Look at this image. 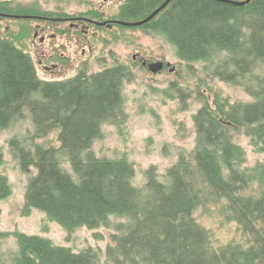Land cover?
<instances>
[{"label":"trees","instance_id":"1","mask_svg":"<svg viewBox=\"0 0 264 264\" xmlns=\"http://www.w3.org/2000/svg\"><path fill=\"white\" fill-rule=\"evenodd\" d=\"M165 1L127 0L119 19L142 20ZM141 27L163 32L181 60L203 62L209 75L241 87L252 101L230 104L216 97L210 104L205 99L194 116L197 140L189 158L168 170L167 182L148 170L145 186L138 188L132 163L99 158L92 151L102 125L124 116L127 68L115 65L43 80L30 55L0 37V134L28 112L31 140L57 132L59 152L73 172L61 167L53 147L26 148L11 139V152L29 176L26 208L43 212L68 232L97 229L111 216L126 218L125 232L111 237L107 264H264V194L256 199L241 194L248 180L232 167L236 148L231 140L232 132L244 129L264 146V0L242 6L172 0ZM8 194L1 178L0 199ZM212 197L222 200L224 214L248 237L245 247L211 248L210 235L194 214ZM18 241L17 257L8 264H95L92 250L73 252L39 236L20 235Z\"/></svg>","mask_w":264,"mask_h":264},{"label":"rangeland","instance_id":"2","mask_svg":"<svg viewBox=\"0 0 264 264\" xmlns=\"http://www.w3.org/2000/svg\"><path fill=\"white\" fill-rule=\"evenodd\" d=\"M126 1L0 0L4 7V11H0V37L29 54L38 77L43 80H65L82 70L91 74L115 65L127 68L128 74L122 84L124 116L117 123L102 125L101 136L94 142L92 151L99 158L126 159L132 163L135 169L133 185L143 188L148 170L155 171L160 181L167 182L168 170L180 158H189L197 140L194 116L205 99L210 104L216 97L234 104L251 102L252 98L241 87L209 75L203 62L189 65L181 60L177 49L163 32L141 26H92L84 44L78 42L69 23L62 24L58 30L51 28L47 35L51 31L57 34L53 47L57 48L58 56H63L64 70L55 74L45 72L37 65L39 56L35 51L40 47L38 39L34 42L33 38L36 22L9 17L66 14L71 17L101 15L100 18L104 19H119L120 8ZM100 5H103L101 12ZM63 31L67 34L61 35ZM144 60L148 65L161 62L164 66L160 72L153 73L148 65H143ZM33 130L29 114L25 112V119L0 134V179H5L9 188V194L0 199V264L11 263L17 257L20 235L39 236L73 252L92 250L95 264H107L106 250L112 245L111 237L125 232L126 218L111 216L106 225L97 229L81 227L68 232L43 212L26 208L29 176L21 172L11 152V139L17 138L26 148L33 144L53 147L58 152L61 167L73 173L68 159L59 152L58 133L31 140ZM231 140L236 148L232 167L248 180L241 194L245 198L256 199L264 194V146L252 140L244 129L232 132ZM221 202L212 197L195 212L196 221L208 231L213 250L230 245L245 247L248 237L224 214Z\"/></svg>","mask_w":264,"mask_h":264},{"label":"flooded vegetation","instance_id":"3","mask_svg":"<svg viewBox=\"0 0 264 264\" xmlns=\"http://www.w3.org/2000/svg\"><path fill=\"white\" fill-rule=\"evenodd\" d=\"M108 0H103V3ZM101 10H103V5L99 6ZM97 11V14H99ZM101 14V13H100ZM14 16H24V19H31L36 22L35 25V33H34V42L36 39L39 41L40 49L35 51L38 52V60L37 65L40 66L45 72L49 73H62L64 70V62L63 56H58L57 48L53 47L55 39H57V34L54 31H51L48 36V32L51 28L52 30L61 29L62 24L69 23L71 26V30L73 29L76 32V37L78 42L84 44L86 42V38L89 36V30L92 26L97 28L108 27L112 28L115 25H119L117 22L121 21L120 19H104L100 18L101 15H83V16H75L71 17L66 14H62L60 16H46L45 14H29V15H10L9 17L14 18ZM61 35H66L67 32H60ZM41 34V36L39 35ZM45 46H49L50 48H45ZM55 48V49H52ZM31 57V56H30ZM146 61V60H145ZM148 65V61H146ZM146 65V66H147Z\"/></svg>","mask_w":264,"mask_h":264},{"label":"water","instance_id":"4","mask_svg":"<svg viewBox=\"0 0 264 264\" xmlns=\"http://www.w3.org/2000/svg\"><path fill=\"white\" fill-rule=\"evenodd\" d=\"M172 0H166L161 6H159L156 10H154L148 17L139 20V21H133V22H127V21H118L117 23L119 25L125 26V27H136V26H141L147 22H149L150 20H152L154 17H156L162 10L165 9V7L171 2ZM220 1H224L227 3H231L234 5H245L248 4L251 0H244V1H237V0H220ZM21 16H14V18H20ZM24 17H28V16H24ZM22 17V18H24ZM143 65H147L146 61H143ZM163 63L158 62V63H151L148 65V68L151 72L153 73H158L162 70L163 68Z\"/></svg>","mask_w":264,"mask_h":264}]
</instances>
